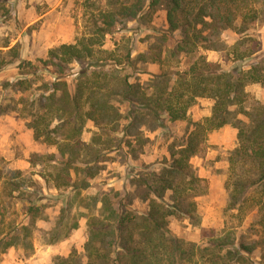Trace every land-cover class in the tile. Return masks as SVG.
I'll list each match as a JSON object with an SVG mask.
<instances>
[{"label":"trees","instance_id":"obj_1","mask_svg":"<svg viewBox=\"0 0 264 264\" xmlns=\"http://www.w3.org/2000/svg\"><path fill=\"white\" fill-rule=\"evenodd\" d=\"M10 1L0 0V18H9ZM82 5V35L49 49L45 58L24 60L19 44L0 43V72L12 65L19 71L14 83L2 86L11 97L0 89V117L15 113L26 119L35 140L56 149L29 157L31 167H42L40 179L33 172L0 169V261L12 248L29 257L38 236L46 245L68 238L78 226L69 216L76 202L88 211L84 250L72 249L55 264H264V102L247 105L250 85L264 89L256 33L264 23V0H82ZM159 15L167 29L144 36L145 52L133 56L134 47L120 43L103 48L108 36L129 23L135 34L154 33ZM206 51L225 52L234 65L225 69ZM245 61L250 63L243 66ZM147 63L160 71L142 81L145 71L138 66ZM200 99L212 101L211 114L194 121L189 111ZM176 122L186 123L185 135L169 145V157L157 169L138 171L123 190L81 196L107 163L137 159L151 141L148 133L166 135ZM88 123L96 130L86 142ZM229 125L237 130V146L227 154L225 227L220 234L205 231L207 241L196 243L178 236L171 222L200 226L196 199L209 185L192 159L206 154L210 133ZM46 188L73 194L47 230L38 226L47 219ZM136 202L146 209H136ZM252 211L257 220L241 231ZM258 250L259 262L253 259Z\"/></svg>","mask_w":264,"mask_h":264},{"label":"rangeland","instance_id":"obj_2","mask_svg":"<svg viewBox=\"0 0 264 264\" xmlns=\"http://www.w3.org/2000/svg\"><path fill=\"white\" fill-rule=\"evenodd\" d=\"M9 18H0V43L9 42V46L19 44L24 60L36 62L38 59L45 58L49 49L62 45L74 43L84 31V7L82 0H12L9 2ZM155 32L134 33V23H129L128 28L118 33L108 36L105 40L104 49L113 50L116 43L122 45H132L135 49L133 54L145 52L147 42L144 36L147 33L158 35L159 31L166 30L162 15L154 22ZM256 33L260 41L261 56H264V23L256 27ZM131 38L129 43L127 39ZM232 41L233 35L225 37ZM209 60L220 62L223 68L228 69L234 62L232 57H228L225 52L215 51L205 52ZM249 61L242 63L246 66ZM76 69V68H75ZM139 76L142 81L149 78V73H157L160 67L157 64L147 63L138 66ZM129 71V69H127ZM46 73L45 78L50 79ZM19 78V71L12 65L0 72V89L4 98H9L13 93L3 85L14 83ZM249 100L247 105L254 101L264 102V89L259 84L250 85L247 88ZM17 98V97H16ZM212 101L200 99L197 104L189 111L192 120L198 121L211 114ZM28 121L20 118L15 113H10L0 117V169L3 167L21 169L27 174L34 173L35 179H40L37 173L41 171L40 166L31 167L28 159L34 153H53L55 147H49L38 140H35L33 131L27 126ZM96 130L92 123H88L82 138L89 142L93 132ZM186 123L176 122L168 125V132L148 133L150 142L144 147V153L137 159L128 157L118 158L117 162L107 163L102 171L93 181L92 187L83 191L81 196L98 195L100 190L114 188L123 190L128 178L136 175L138 171L149 168H158V164L169 157L168 147L176 139L185 135ZM208 149L203 157H194L192 163L197 169L198 174L205 178L209 185L207 194L196 199L197 212L200 216V226H193L188 220L173 219L171 222L172 230L180 237L196 243H205L207 237L205 231L214 230L217 234L225 227L224 208L227 204V194L224 188L226 171L228 169L227 154L237 146V130L232 126H226L220 130L210 133L208 136ZM128 189H134L128 185ZM46 198L43 203L48 204L44 210L46 221L38 223L41 229H50L57 220L59 211L65 206L66 201L72 198L70 190H55L46 188L44 190ZM76 203V202H75ZM73 203L70 212V220L76 219L78 226L72 230L69 237L55 243L46 245L38 236L34 241V250L29 257H24L21 249H10L2 255L0 264H55L58 256H67L76 249L78 252L84 250V243L88 238L86 209ZM135 208L144 211L146 205L141 202L135 203ZM257 220L256 211H252L245 218L241 231H247L248 227ZM206 234V233H205ZM258 250L254 253L253 259L260 261Z\"/></svg>","mask_w":264,"mask_h":264}]
</instances>
